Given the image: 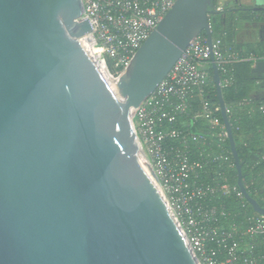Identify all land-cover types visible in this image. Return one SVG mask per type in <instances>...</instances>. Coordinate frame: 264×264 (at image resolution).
<instances>
[{"label": "water", "instance_id": "water-1", "mask_svg": "<svg viewBox=\"0 0 264 264\" xmlns=\"http://www.w3.org/2000/svg\"><path fill=\"white\" fill-rule=\"evenodd\" d=\"M214 1L177 0L116 85L80 39L82 0H0V264H200L120 96L148 98L201 33L212 46Z\"/></svg>", "mask_w": 264, "mask_h": 264}, {"label": "built area", "instance_id": "built-area-1", "mask_svg": "<svg viewBox=\"0 0 264 264\" xmlns=\"http://www.w3.org/2000/svg\"><path fill=\"white\" fill-rule=\"evenodd\" d=\"M82 1L78 21L89 17L93 29L80 39L117 85L177 0ZM223 6L217 2L216 9ZM245 59L222 35H213L210 46L201 33L157 89L130 110L137 144L200 264H264V214H248L243 192L230 180L237 167L229 132L219 101L209 99L214 63L223 89L235 83L232 67ZM251 103L246 97L239 106ZM225 106L233 130V106ZM259 108L264 113V104ZM231 199L239 209L230 207Z\"/></svg>", "mask_w": 264, "mask_h": 264}, {"label": "trees", "instance_id": "trees-1", "mask_svg": "<svg viewBox=\"0 0 264 264\" xmlns=\"http://www.w3.org/2000/svg\"><path fill=\"white\" fill-rule=\"evenodd\" d=\"M216 7L217 1H214L211 8L214 11L209 12L214 37L222 35L225 43L233 45L246 58L233 65L235 83L223 88V96L225 102L233 106L231 121L243 168V182L251 196L264 207V113L259 108L264 104V74L253 72L255 60L251 58L264 59V35L255 40L239 37V26L255 28L264 25V8L240 4L238 0H227L223 10H217ZM117 81L121 83V77ZM211 90L209 99L217 102L218 91L213 87ZM246 97L251 98L252 103L239 106V102ZM192 128L196 129L197 126ZM227 146L230 147L229 143ZM230 178L231 182L237 183L236 169L231 171ZM231 200L230 207L239 209L240 204ZM247 204L248 214L255 213L248 201Z\"/></svg>", "mask_w": 264, "mask_h": 264}, {"label": "crops", "instance_id": "crops-1", "mask_svg": "<svg viewBox=\"0 0 264 264\" xmlns=\"http://www.w3.org/2000/svg\"><path fill=\"white\" fill-rule=\"evenodd\" d=\"M238 3L240 4H245V5H250V6H255V7H264V0H238ZM260 27H263L264 29V25L260 26ZM260 27H255V28H244L242 26H239V37H243L244 40H248V35L250 34L249 31L252 32L251 35L255 34V29L258 31V28ZM246 31L249 32V34H246ZM247 32V33H248ZM264 35V33L260 32L259 36L262 37ZM264 37V36H263ZM251 39V38H250Z\"/></svg>", "mask_w": 264, "mask_h": 264}, {"label": "rangeland", "instance_id": "rangeland-1", "mask_svg": "<svg viewBox=\"0 0 264 264\" xmlns=\"http://www.w3.org/2000/svg\"><path fill=\"white\" fill-rule=\"evenodd\" d=\"M217 2H219V3H225L227 0H216ZM252 31V30H251ZM251 31H249L250 32V34H249V32L248 31H246V34H249L248 35V40H255V39H257V38H259V34L260 33H258V31L255 29V34H253V35H251L252 34V32ZM248 32V33H247ZM251 38V39H250ZM264 45V44H263Z\"/></svg>", "mask_w": 264, "mask_h": 264}, {"label": "bare ground", "instance_id": "bare-ground-1", "mask_svg": "<svg viewBox=\"0 0 264 264\" xmlns=\"http://www.w3.org/2000/svg\"><path fill=\"white\" fill-rule=\"evenodd\" d=\"M120 99L122 100V102L124 103V105H125V107H126V109H127V111H128V114H129V112H130V110H131V105H130V103L126 100V98L125 97H121L120 96ZM131 128L133 129V124H132V126H131Z\"/></svg>", "mask_w": 264, "mask_h": 264}, {"label": "flooded vegetation", "instance_id": "flooded-vegetation-1", "mask_svg": "<svg viewBox=\"0 0 264 264\" xmlns=\"http://www.w3.org/2000/svg\"><path fill=\"white\" fill-rule=\"evenodd\" d=\"M260 26H262V25H260ZM260 32H261V33H262V32L264 33V29H263V27L258 28V33H260Z\"/></svg>", "mask_w": 264, "mask_h": 264}]
</instances>
